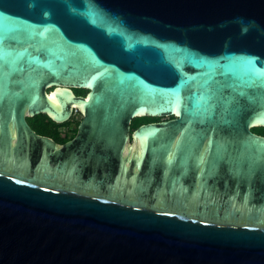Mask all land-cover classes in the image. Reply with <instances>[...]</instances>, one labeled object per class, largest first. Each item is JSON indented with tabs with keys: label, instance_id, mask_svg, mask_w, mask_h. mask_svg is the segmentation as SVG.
Returning <instances> with one entry per match:
<instances>
[{
	"label": "water",
	"instance_id": "obj_1",
	"mask_svg": "<svg viewBox=\"0 0 264 264\" xmlns=\"http://www.w3.org/2000/svg\"><path fill=\"white\" fill-rule=\"evenodd\" d=\"M254 127L264 0H0V264H264Z\"/></svg>",
	"mask_w": 264,
	"mask_h": 264
},
{
	"label": "trees",
	"instance_id": "obj_2",
	"mask_svg": "<svg viewBox=\"0 0 264 264\" xmlns=\"http://www.w3.org/2000/svg\"><path fill=\"white\" fill-rule=\"evenodd\" d=\"M77 91H78L79 95H82V96L84 95L85 91H83V90H77ZM29 120H30L32 127L39 134H43V135H49L50 136L51 135V125H57L45 114H39L35 117L29 118ZM156 120H158V119L138 118V119L134 120L133 123L131 124V129L138 127L141 124H145V123H149V122H157ZM78 121L79 120L72 119L68 122L78 123ZM75 130H76V128H73V132ZM252 131H254L255 133L264 135V127H254V128H252ZM68 137L69 136H63V137H59V138H60V140H65Z\"/></svg>",
	"mask_w": 264,
	"mask_h": 264
},
{
	"label": "flooded vegetation",
	"instance_id": "obj_3",
	"mask_svg": "<svg viewBox=\"0 0 264 264\" xmlns=\"http://www.w3.org/2000/svg\"><path fill=\"white\" fill-rule=\"evenodd\" d=\"M73 93L77 96L79 95L78 91L75 89H73ZM85 94H86V92H85ZM70 120H72V118L69 119L68 121H70ZM28 121L30 123L29 118H28ZM68 121L61 123V124H57V125H51V135L50 136L45 135V136H48L51 139L53 138L56 142H58L60 144L63 143L64 141H66L67 139L71 138L76 132V130L73 132V128H76L78 123L68 122ZM30 125H31V123H30ZM41 135H43V134H41ZM63 136H69V137L65 140H60L59 137H63Z\"/></svg>",
	"mask_w": 264,
	"mask_h": 264
},
{
	"label": "rangeland",
	"instance_id": "obj_4",
	"mask_svg": "<svg viewBox=\"0 0 264 264\" xmlns=\"http://www.w3.org/2000/svg\"><path fill=\"white\" fill-rule=\"evenodd\" d=\"M84 95H85V92H84ZM72 119H75V120H80V115L78 113H75L72 115L71 117ZM170 118L168 117H163V118H160L158 120H156L157 122H160V121H166V120H169Z\"/></svg>",
	"mask_w": 264,
	"mask_h": 264
}]
</instances>
